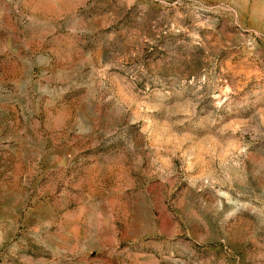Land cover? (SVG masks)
<instances>
[{"label":"rangeland","instance_id":"1","mask_svg":"<svg viewBox=\"0 0 264 264\" xmlns=\"http://www.w3.org/2000/svg\"><path fill=\"white\" fill-rule=\"evenodd\" d=\"M0 264H264V0H0Z\"/></svg>","mask_w":264,"mask_h":264}]
</instances>
